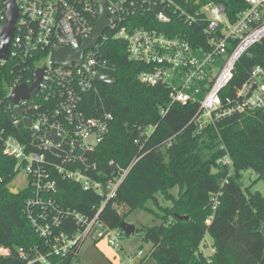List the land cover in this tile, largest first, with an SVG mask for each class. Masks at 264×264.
Here are the masks:
<instances>
[{"label":"trees","instance_id":"trees-1","mask_svg":"<svg viewBox=\"0 0 264 264\" xmlns=\"http://www.w3.org/2000/svg\"><path fill=\"white\" fill-rule=\"evenodd\" d=\"M174 1L187 8L222 3L230 17H235L246 5L245 0ZM155 8L144 14H132L128 21L133 27L141 25L190 36L196 44L206 42L201 24L185 22L174 7L168 9L171 21L160 22L156 12L163 6ZM100 49L111 66L104 71L116 81L96 82L82 101V109L88 116L112 114L109 130L89 155V161L97 163L96 176L101 179L129 169L116 195L101 210L100 220L119 228L129 213L146 207L151 199L158 200L157 195L161 194L172 201L171 206L162 207V223L136 229V233L143 232V241L152 243L150 253L140 264L152 257L159 264H264V196L243 186L244 171L253 170L258 178L264 179V111L231 115L218 121L216 127L199 132L192 121L197 105L174 103L162 114V109L171 103L168 87L139 79L146 66L129 57L123 39L102 40ZM35 64L31 60L17 65L14 58L4 65L0 63V134L13 135L26 144L34 137L33 132L22 120L14 123L16 116L7 96V84L19 74L30 79ZM258 64L264 65V38L239 59L234 78L222 97L241 87ZM227 155L232 166L221 161ZM20 169L17 159L4 152L0 138V245L12 248L10 255H0V264H43L29 262L37 253L46 252L47 246L27 215L31 187L13 192L9 186ZM56 179L58 189L54 198L62 207L92 217L104 204L105 197L100 193L59 176ZM176 187L177 194L172 192ZM214 196L218 201L215 210ZM175 213L189 218H177ZM212 214L214 219L207 224L206 219ZM71 225L78 228L73 221ZM207 234L216 249L209 255L199 250ZM125 235L124 232L123 238ZM83 244L76 258L58 257L50 264H78ZM19 248L28 257L20 256Z\"/></svg>","mask_w":264,"mask_h":264},{"label":"built area","instance_id":"built-area-1","mask_svg":"<svg viewBox=\"0 0 264 264\" xmlns=\"http://www.w3.org/2000/svg\"><path fill=\"white\" fill-rule=\"evenodd\" d=\"M0 0V47L1 29L7 18V4ZM19 17L11 41V58L17 65L36 61L32 77L23 79L19 74L7 84V96L22 83L32 85L37 68L45 67L39 89L19 103L11 101L15 112L14 123L29 117L33 126L59 138H50L33 132L28 144L13 135L0 134L4 152L17 159L28 174L31 197L27 200V215L35 229L46 240V252L37 253L29 262L50 264L52 259L76 256L81 243L89 237L97 241L106 239L114 247L122 248L124 230L112 228L100 220L105 203L112 199L129 169L120 175L106 179L97 177L96 162L89 155L96 150L109 130L111 113L88 116L82 109L84 97L95 88V75L107 74L111 69L103 57L100 43L109 38L123 39L131 59L145 64L139 79L150 85H165L169 89L170 105L162 109L165 114L174 103L194 104L198 111L193 118L197 130L216 127L218 121L245 111H264V65L251 70L249 79L236 88L233 94L222 97V92L234 78L239 59L264 38V0H245V7L235 17H230L222 3H207L187 8L174 0H16ZM105 2L110 19L94 48L85 49L83 60L89 71L79 62L72 66L53 64L52 55L60 48L80 49L94 35L100 18V5ZM158 21L169 23V8L174 7L185 22L201 24L207 35L205 43H194L190 36L170 34L145 26H132L128 18L132 14L156 9ZM39 59V61H37ZM111 76V75H110ZM24 111L20 116L16 108ZM25 126V124H24ZM26 127V126H25ZM27 128V127H26ZM94 135L96 144L88 142ZM65 139H70L67 143ZM81 141L80 146L75 142ZM224 147V146H223ZM232 166L227 155L221 159ZM98 170V171H97ZM95 172V173H94ZM56 176L77 182L86 190H93L105 197L104 204L92 217L75 209L64 208L54 198L58 189ZM218 205L217 198L213 197ZM214 214L206 219L211 224ZM78 224L72 228L71 222ZM216 249L212 247L211 253ZM12 248L0 245V255L8 256ZM22 257H28L23 248ZM141 254V253H140Z\"/></svg>","mask_w":264,"mask_h":264},{"label":"rangeland","instance_id":"rangeland-1","mask_svg":"<svg viewBox=\"0 0 264 264\" xmlns=\"http://www.w3.org/2000/svg\"><path fill=\"white\" fill-rule=\"evenodd\" d=\"M29 184V178L26 170L21 168L15 179L9 184L11 190H22ZM243 186L250 188L253 192L259 191L264 196V179L258 178L253 170L243 172ZM14 192V191H13ZM177 194L178 188L172 189ZM157 199H151L146 207H139L129 213L127 222L136 226L138 230L144 227H152L162 223V207L171 206L172 201L158 194ZM127 209L123 208V211ZM122 248H117L108 243L106 239L96 242V239L89 237L85 240L80 251V261L78 264H140L143 257L150 253L152 249L151 242L143 241V232L126 234L121 240ZM207 244V246H206ZM212 249V237L207 234L204 243L199 250L205 255H209ZM141 253V254H140ZM145 264H159L157 258L152 257Z\"/></svg>","mask_w":264,"mask_h":264},{"label":"water","instance_id":"water-1","mask_svg":"<svg viewBox=\"0 0 264 264\" xmlns=\"http://www.w3.org/2000/svg\"><path fill=\"white\" fill-rule=\"evenodd\" d=\"M19 17L18 12V5L16 0H10L7 4V18L2 26L1 29V58L3 60H8L11 54V41L15 33L16 29V22ZM110 19L106 10L105 2L102 1L100 5V18L97 21V25L95 28V33L91 36L85 44L80 49H71V48H60L59 50L55 51L52 55V62L53 64H59L64 66H72L74 62H79L83 67L89 71L88 67L85 65L83 60V53L85 49L94 48L96 44L99 42L101 36L103 35L104 31L109 26ZM45 67L37 68L33 74L32 85L28 86L26 83H22L19 85L10 96V100L14 103H19L21 99L29 98L32 96L38 89L40 82L44 75ZM96 82H105V83H114L116 79L110 75L98 73L94 77ZM17 113L20 116H24V111L20 108H16ZM24 124L27 128H32L34 132L39 135H46L50 138H59V136L53 133H46L43 129L39 126H33V120L29 117L24 118ZM67 143H71L70 139H65ZM88 142L91 144H96L94 135L88 138ZM81 141L75 142V146H80ZM14 192H18V190L13 189ZM180 219H188L189 216L180 215L175 213L174 215ZM121 228L124 232L128 235L136 233V226L127 222L123 221L121 223Z\"/></svg>","mask_w":264,"mask_h":264}]
</instances>
